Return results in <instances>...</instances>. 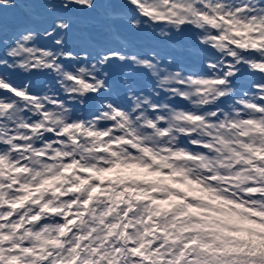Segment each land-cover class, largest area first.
<instances>
[{"label":"snow or ice","instance_id":"obj_1","mask_svg":"<svg viewBox=\"0 0 264 264\" xmlns=\"http://www.w3.org/2000/svg\"><path fill=\"white\" fill-rule=\"evenodd\" d=\"M0 264H264V0H0Z\"/></svg>","mask_w":264,"mask_h":264},{"label":"clouds","instance_id":"obj_2","mask_svg":"<svg viewBox=\"0 0 264 264\" xmlns=\"http://www.w3.org/2000/svg\"><path fill=\"white\" fill-rule=\"evenodd\" d=\"M160 40H166L168 37L160 36L159 33L155 35ZM204 102H207L206 100ZM194 103H200L199 100L194 101ZM189 121L186 120H173L167 129L160 130L152 127L150 132L143 131L141 129V135L139 137H133L136 140V149L140 153V157L143 158L145 152H147L150 157H159V164L161 166L172 164L175 167L185 169L190 174L195 177H199L200 174L204 171H214L213 165L216 164L219 167V163L216 160L215 156L203 157L198 156L193 159H182V160H175L173 159V149L172 145L176 142L179 134L185 131V128L181 125H189ZM56 126L60 127L61 125L57 124ZM146 127V125H145ZM196 127H200V125H196ZM192 131L195 128H191ZM175 133V135H173ZM69 139L67 142L61 145L62 150L68 149L70 152H77L81 156V159L86 163L89 164L91 161L98 162L103 157H98L96 152L100 148H106L107 143H101V139L99 137L89 139L85 131H80L77 129H73L70 133H66ZM75 136L81 137L84 140V143L88 144L89 147L85 149L83 145H80L79 148L74 146L72 143V138ZM131 143L129 147H131ZM121 153H125L126 149L121 148ZM176 151H184V149H176ZM65 153V154H69ZM162 153H166L163 154ZM32 163L39 164V160H33ZM58 167V162L57 165ZM92 166H95L94 164ZM43 167V166H42ZM49 170L53 168L52 165L47 166Z\"/></svg>","mask_w":264,"mask_h":264},{"label":"rangeland","instance_id":"obj_3","mask_svg":"<svg viewBox=\"0 0 264 264\" xmlns=\"http://www.w3.org/2000/svg\"><path fill=\"white\" fill-rule=\"evenodd\" d=\"M98 7H104V5H98ZM113 7H115V5H113ZM160 27H163L162 25ZM160 27H157V31H160ZM138 38L143 40L146 43H158L161 46L167 45L170 41L168 39L166 40H160L159 38H157L154 34H149L147 32V30H143L140 34H138ZM183 40H187L189 39V37L185 36L182 38ZM172 41H176L177 37L175 35H173L171 37Z\"/></svg>","mask_w":264,"mask_h":264}]
</instances>
